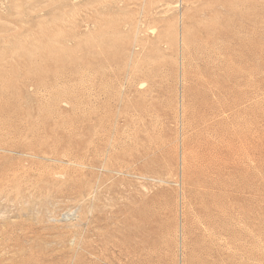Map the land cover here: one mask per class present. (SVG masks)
<instances>
[{
    "label": "rangeland",
    "instance_id": "1",
    "mask_svg": "<svg viewBox=\"0 0 264 264\" xmlns=\"http://www.w3.org/2000/svg\"><path fill=\"white\" fill-rule=\"evenodd\" d=\"M0 264H264V0H0Z\"/></svg>",
    "mask_w": 264,
    "mask_h": 264
},
{
    "label": "bare ground",
    "instance_id": "2",
    "mask_svg": "<svg viewBox=\"0 0 264 264\" xmlns=\"http://www.w3.org/2000/svg\"><path fill=\"white\" fill-rule=\"evenodd\" d=\"M73 4V3H72Z\"/></svg>",
    "mask_w": 264,
    "mask_h": 264
}]
</instances>
